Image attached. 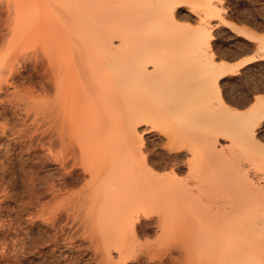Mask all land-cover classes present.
<instances>
[{
	"label": "bare ground",
	"instance_id": "6f19581e",
	"mask_svg": "<svg viewBox=\"0 0 264 264\" xmlns=\"http://www.w3.org/2000/svg\"><path fill=\"white\" fill-rule=\"evenodd\" d=\"M30 1L33 7L39 0ZM42 1L60 16L79 51L69 55L64 71L52 69L55 99L64 94L71 68V75L84 79L82 96L100 99L117 139L109 161L84 167L89 179L71 206L84 194L94 220L115 231L139 226L144 218L161 233L186 225L197 232L196 240L203 238L199 244L236 246L232 260L264 264V176L248 169L264 160V95L240 112L221 93L219 79L237 65L216 61L211 52L209 22L221 17L220 0H188L200 15L193 34L177 26L176 8L186 0ZM23 11L20 23L26 21ZM226 24L258 39L253 57L264 56V36ZM144 119L146 134L165 136L168 155H157L162 147L156 153L150 136L144 151L137 129ZM118 120H125L126 145L118 138L124 128ZM127 248L116 245L120 258Z\"/></svg>",
	"mask_w": 264,
	"mask_h": 264
},
{
	"label": "rangeland",
	"instance_id": "374dc122",
	"mask_svg": "<svg viewBox=\"0 0 264 264\" xmlns=\"http://www.w3.org/2000/svg\"><path fill=\"white\" fill-rule=\"evenodd\" d=\"M30 2L0 0V264H244L232 260L238 256L236 246L199 244L202 237L196 240L197 232L189 226L161 233L152 219L146 225L144 218L139 226L115 231L94 220L97 214L82 202L84 194L77 207L71 206L89 179L84 167L109 161L117 139H112L100 99L82 96L84 79L71 75V68L64 94L55 99L51 71L68 67L69 55L79 52L77 40L44 1L33 7ZM185 2L177 4V26L193 34L200 15L195 2ZM220 5L221 17L209 22L210 48L216 61L237 65L219 79V86L226 103L244 112L256 96L264 95L259 87L241 90L248 79L264 76V56L253 57L258 53V39L226 23L264 36V0H220ZM23 6L24 24L20 23ZM14 25L18 30L13 35ZM125 120L117 123L125 125ZM122 127L118 138L126 145L128 133L123 134ZM137 129L144 148L150 136L156 153L162 147L157 155L167 154L162 133L146 134L145 119ZM221 142L227 144L228 139ZM248 167L257 178L264 176V160ZM18 170H26L28 178L18 181ZM10 171L12 175L5 179ZM107 241L110 251L104 248ZM120 243L129 246L122 258L116 249Z\"/></svg>",
	"mask_w": 264,
	"mask_h": 264
},
{
	"label": "snow or ice",
	"instance_id": "6c2138e0",
	"mask_svg": "<svg viewBox=\"0 0 264 264\" xmlns=\"http://www.w3.org/2000/svg\"><path fill=\"white\" fill-rule=\"evenodd\" d=\"M219 59V57H217ZM252 87H259L260 91H264V76L260 77L259 79L250 78L246 83H244L241 87V90L247 92ZM55 138V137H54ZM150 147V146H149ZM144 151H148V148H144ZM12 175V172H8L5 174V179L9 178ZM34 177L36 174H32ZM28 174L27 171H16V179L22 182V179H27ZM37 183L41 181L37 179Z\"/></svg>",
	"mask_w": 264,
	"mask_h": 264
}]
</instances>
